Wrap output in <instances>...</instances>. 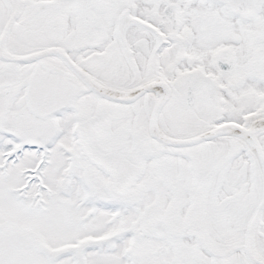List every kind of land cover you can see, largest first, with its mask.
Here are the masks:
<instances>
[{
    "label": "snow or ice",
    "instance_id": "obj_1",
    "mask_svg": "<svg viewBox=\"0 0 264 264\" xmlns=\"http://www.w3.org/2000/svg\"><path fill=\"white\" fill-rule=\"evenodd\" d=\"M0 264H264V0H0Z\"/></svg>",
    "mask_w": 264,
    "mask_h": 264
}]
</instances>
